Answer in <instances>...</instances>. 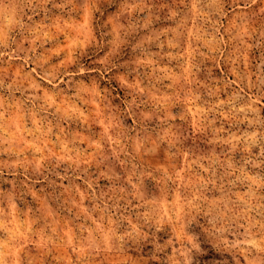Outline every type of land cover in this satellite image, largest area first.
Segmentation results:
<instances>
[{"label": "rangeland", "instance_id": "1", "mask_svg": "<svg viewBox=\"0 0 264 264\" xmlns=\"http://www.w3.org/2000/svg\"><path fill=\"white\" fill-rule=\"evenodd\" d=\"M0 264H264V0H0Z\"/></svg>", "mask_w": 264, "mask_h": 264}]
</instances>
